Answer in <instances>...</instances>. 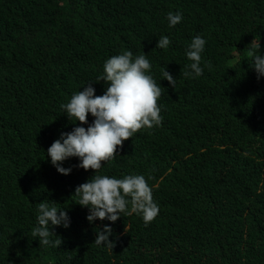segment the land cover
<instances>
[{"label": "trees", "instance_id": "16d2710c", "mask_svg": "<svg viewBox=\"0 0 264 264\" xmlns=\"http://www.w3.org/2000/svg\"><path fill=\"white\" fill-rule=\"evenodd\" d=\"M177 11L183 19L169 27ZM197 35L204 72L190 78L182 70ZM162 36L167 50L156 48ZM254 39L264 56V0H0V264H264V77L250 67ZM126 50L148 54L165 88L163 123L125 141L98 174L154 177L160 212L147 226L136 214L90 223L72 196L94 170L73 157L62 165L71 174H60L46 153L81 126L61 104L90 82L103 95L105 82L94 81ZM166 67L175 88L161 80ZM43 200L69 214L70 227L53 229L59 248L31 235ZM105 225L113 249L94 243Z\"/></svg>", "mask_w": 264, "mask_h": 264}, {"label": "clouds", "instance_id": "9594fccd", "mask_svg": "<svg viewBox=\"0 0 264 264\" xmlns=\"http://www.w3.org/2000/svg\"><path fill=\"white\" fill-rule=\"evenodd\" d=\"M182 19L183 14L179 11L167 14L169 27H175ZM171 43L170 37L162 36L156 48L167 50ZM205 45L206 40L201 36L192 38L186 51L192 63L187 66L190 71L182 70L184 76L191 78L203 75L201 61ZM247 47L252 49L250 67L254 68L260 79L264 77V56L255 55V50L261 47L260 42L254 39ZM205 67L210 69L211 64L207 63ZM151 73L152 64L148 54L134 56L130 50L123 51L105 61L103 74L94 81L105 82L103 95H97L93 82H90L82 91L74 93L69 102L60 106L70 121L75 119L81 126L74 127L71 132H62L47 149V157L51 158V164L63 175L71 174L72 167L65 168L62 165L73 157L80 161L75 167L85 171L94 170L95 174L78 185L72 196L77 204L89 209L87 220L90 223L97 219L115 223L121 216L136 214L142 217L147 226L160 212L154 200L153 186L148 183L154 178L151 174L147 178L142 174H126L122 178L98 174L105 163L119 155L118 150L123 149L125 141L142 129L162 126L163 106L159 101L163 98L165 88ZM161 80H167L174 88L176 86L177 79L167 67L162 69ZM89 114L94 118L91 123ZM56 204L55 201L50 204L48 200L38 203L37 226L31 230V235L38 237L40 246L59 248L63 239L53 229L70 227L68 212ZM112 235V227L105 225L97 232L94 243L113 249L116 244L110 239ZM52 236H56L54 241L50 239Z\"/></svg>", "mask_w": 264, "mask_h": 264}]
</instances>
